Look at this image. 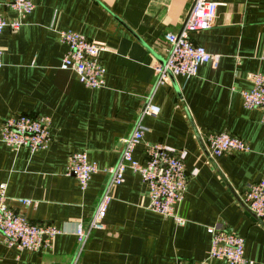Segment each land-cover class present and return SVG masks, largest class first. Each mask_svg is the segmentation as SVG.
I'll list each match as a JSON object with an SVG mask.
<instances>
[{
	"label": "crops",
	"instance_id": "1",
	"mask_svg": "<svg viewBox=\"0 0 264 264\" xmlns=\"http://www.w3.org/2000/svg\"><path fill=\"white\" fill-rule=\"evenodd\" d=\"M8 2L11 0H7ZM218 4L215 27L191 34L192 42L221 56L219 65L199 67L197 76L173 78L157 89L156 118L147 117L143 141L134 152L161 145L182 154L189 182L177 225L148 209L142 178L131 171L113 189L105 229L94 232L78 264H224L209 260L208 228L218 226L243 237L245 259L264 264V226L245 208L248 185L264 178V126L260 110H247L241 92L251 74L264 75V0H209ZM36 8L17 32L2 35L0 127L16 115L49 117L53 141L32 154L12 151L0 137V185L9 208L34 224L61 232L39 253L5 246L0 264H72L76 232L91 220L123 140L156 82L155 68L166 58L168 34L180 32L193 0H35ZM9 20L17 14L1 8ZM59 31H71L105 46L101 61L105 88L88 89L72 71L61 70L67 48ZM242 139L247 152L210 158L209 134ZM86 152L98 166L88 188L66 175L69 158ZM30 200L37 206H25Z\"/></svg>",
	"mask_w": 264,
	"mask_h": 264
},
{
	"label": "built area",
	"instance_id": "2",
	"mask_svg": "<svg viewBox=\"0 0 264 264\" xmlns=\"http://www.w3.org/2000/svg\"><path fill=\"white\" fill-rule=\"evenodd\" d=\"M9 7L17 18L9 20L1 8ZM36 8L35 0H0V69L3 67L2 35L5 29L17 32L23 25V19L31 15ZM218 4L209 0H193L187 18L179 33L168 34L166 58L163 64L155 68L156 82L152 92L145 98L144 104L134 123L133 130L123 140L121 152L116 164L104 170L109 176L103 192L95 207L91 220L86 226H79L76 232L77 249L72 264H78L80 256L90 236L105 229V219L113 200V189L122 185L127 171L139 175L148 190V209L164 218L173 219L177 225L186 220L178 215V209L185 200L189 174L184 164V156L175 154L161 145H151L146 150V161L139 163L134 152L147 133L143 121L147 117L156 118L160 108L154 104L153 96L158 88L171 83L173 78L190 79L197 76L199 67L209 64L216 68L221 56L208 53L196 46L191 34L204 32L215 27ZM59 40L67 48L61 63V70L72 71L80 84L88 89L99 90L106 85V69L101 61L103 44L90 41L84 36L59 31ZM251 88L241 92L243 106L247 110L262 112L261 124L264 126V75L248 76ZM52 121L49 117L16 115L5 120L0 127L1 142L12 151L29 150L32 154L46 150L53 141ZM204 144L210 158L225 154L247 152L245 142L228 134H209ZM99 172L98 166L89 161L86 152H77L70 156L66 175L77 179L82 191L88 188L92 177ZM7 186L0 185V238L8 248L19 251L39 253L51 248L60 230L51 224H34L24 216L12 211L8 204ZM25 206H37L36 202L20 200ZM243 205L264 226V178L248 185ZM211 237L209 260L224 264H251L245 259L246 241L243 237L218 226L208 228ZM176 264H196L178 260ZM203 264V263H202Z\"/></svg>",
	"mask_w": 264,
	"mask_h": 264
},
{
	"label": "water",
	"instance_id": "3",
	"mask_svg": "<svg viewBox=\"0 0 264 264\" xmlns=\"http://www.w3.org/2000/svg\"><path fill=\"white\" fill-rule=\"evenodd\" d=\"M164 62H162L161 64H163ZM173 80V79H172Z\"/></svg>",
	"mask_w": 264,
	"mask_h": 264
}]
</instances>
